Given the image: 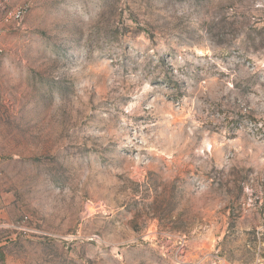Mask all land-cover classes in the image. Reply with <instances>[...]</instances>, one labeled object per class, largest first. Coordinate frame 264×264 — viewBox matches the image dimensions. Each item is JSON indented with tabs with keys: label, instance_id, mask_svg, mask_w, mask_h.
Returning a JSON list of instances; mask_svg holds the SVG:
<instances>
[{
	"label": "rangeland",
	"instance_id": "374dc122",
	"mask_svg": "<svg viewBox=\"0 0 264 264\" xmlns=\"http://www.w3.org/2000/svg\"><path fill=\"white\" fill-rule=\"evenodd\" d=\"M0 264H264V0H0Z\"/></svg>",
	"mask_w": 264,
	"mask_h": 264
},
{
	"label": "built area",
	"instance_id": "2783aa9c",
	"mask_svg": "<svg viewBox=\"0 0 264 264\" xmlns=\"http://www.w3.org/2000/svg\"><path fill=\"white\" fill-rule=\"evenodd\" d=\"M21 12L20 11H15L12 13V17L15 19H19L21 17Z\"/></svg>",
	"mask_w": 264,
	"mask_h": 264
}]
</instances>
